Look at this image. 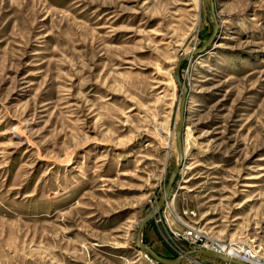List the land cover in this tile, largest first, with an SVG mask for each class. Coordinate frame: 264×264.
Wrapping results in <instances>:
<instances>
[{
	"label": "rangeland",
	"instance_id": "rangeland-1",
	"mask_svg": "<svg viewBox=\"0 0 264 264\" xmlns=\"http://www.w3.org/2000/svg\"><path fill=\"white\" fill-rule=\"evenodd\" d=\"M178 68L182 164L140 241L264 263V0H211ZM204 0H0V264H157ZM179 264H223L205 256Z\"/></svg>",
	"mask_w": 264,
	"mask_h": 264
},
{
	"label": "water",
	"instance_id": "water-1",
	"mask_svg": "<svg viewBox=\"0 0 264 264\" xmlns=\"http://www.w3.org/2000/svg\"><path fill=\"white\" fill-rule=\"evenodd\" d=\"M204 3H205V7L207 9L209 16L211 17L212 29H213L212 36L198 50L192 51V52L184 54L183 56H180L177 59V62L175 64V67L173 69V74H172L173 82L180 91L178 121H177V124L175 127V132H174L177 163L175 164L172 171L170 172L167 183L163 187L162 192L159 195L154 206H152L150 208V210L140 219L138 226H137L136 234H135L134 247L137 250L150 255L157 262V264H179L182 261H184L186 257H192V256H205V257L217 260L223 264H245V263H242L236 259L228 258L222 254L212 252V251H208V250H191L188 253H186L185 255L178 256V257H175L172 259L162 258V257L154 254L147 246L141 244V241H140L141 233H142L144 226L146 225V223L148 221L153 219L157 215V213L161 210L162 205H163L165 199H167L168 194L171 190V186L173 184L174 178H175V176H176V174H177V172H178V170L182 164L181 130H182V126H183L186 88L179 81L178 68L184 59H186V58L196 54L197 52L201 51L202 49H204L205 46H207L210 43V41L213 37V34L215 33V30L217 28V24H216V21H215L214 15H213V11H212L213 10L212 1L211 0H204Z\"/></svg>",
	"mask_w": 264,
	"mask_h": 264
},
{
	"label": "built area",
	"instance_id": "built-area-1",
	"mask_svg": "<svg viewBox=\"0 0 264 264\" xmlns=\"http://www.w3.org/2000/svg\"><path fill=\"white\" fill-rule=\"evenodd\" d=\"M208 251L219 253V246L214 244L210 247V250ZM231 256L235 257L238 261L242 263L254 264L256 253L251 245L246 244L237 249L234 254H229L228 257Z\"/></svg>",
	"mask_w": 264,
	"mask_h": 264
},
{
	"label": "bare ground",
	"instance_id": "bare-ground-1",
	"mask_svg": "<svg viewBox=\"0 0 264 264\" xmlns=\"http://www.w3.org/2000/svg\"><path fill=\"white\" fill-rule=\"evenodd\" d=\"M237 249H239V247L234 248V247H229V246H219V254H222V255L228 257L229 254H234V252L237 251ZM228 258L236 259L233 256L228 257ZM254 264H264V263L256 256Z\"/></svg>",
	"mask_w": 264,
	"mask_h": 264
}]
</instances>
